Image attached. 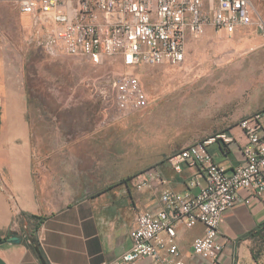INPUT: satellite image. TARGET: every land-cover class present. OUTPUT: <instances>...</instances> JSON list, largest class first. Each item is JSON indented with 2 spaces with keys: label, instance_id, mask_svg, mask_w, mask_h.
Segmentation results:
<instances>
[{
  "label": "crops",
  "instance_id": "1",
  "mask_svg": "<svg viewBox=\"0 0 264 264\" xmlns=\"http://www.w3.org/2000/svg\"><path fill=\"white\" fill-rule=\"evenodd\" d=\"M22 18L26 29L37 22L28 14ZM39 22L48 31L59 28L51 18ZM258 30L253 24L231 34L216 32L223 35V55L246 57L243 63L223 62V74L231 66L237 76L233 89L223 86V92H235L230 102L236 111L223 114L222 131L234 140L229 145L220 141L208 145L214 160L228 170L240 163L245 143L238 121L245 113L264 110V99L253 106H239L244 99L237 93L246 63L259 72L257 78L254 75L251 96H264V34ZM213 32L208 26L205 35ZM55 129L64 136L59 141H46L33 131L29 100L13 72L0 32V239L18 238L0 243V264H112L131 245L130 231L138 211L167 210L161 200L165 190L179 195L198 191L190 185L195 167L183 164L177 173L167 162L174 151L142 168H154L162 182L152 179V187L136 189L132 179L121 182L135 172L117 170L115 152L109 158L110 143L101 141L103 127H74V132L68 126ZM196 180L205 183L203 177ZM238 194L244 196L242 190ZM218 230L223 264H264V204L257 200L235 203L222 213ZM175 231L179 258L185 264L200 262L192 253V241L204 234V225L197 222L187 227L177 222ZM159 237L166 238V233L161 231ZM128 264L159 261L141 257Z\"/></svg>",
  "mask_w": 264,
  "mask_h": 264
},
{
  "label": "built area",
  "instance_id": "2",
  "mask_svg": "<svg viewBox=\"0 0 264 264\" xmlns=\"http://www.w3.org/2000/svg\"><path fill=\"white\" fill-rule=\"evenodd\" d=\"M20 10L51 18L60 25L56 36L65 52L94 65L111 56H120L128 66L180 65L188 43L205 35L208 26L228 34L253 24L264 29L252 0H21ZM113 88L112 103L121 114L146 106V94L131 73L119 75ZM238 126L245 143L240 163L231 170L216 162L208 150L214 141L229 145L234 140L223 132L166 157L177 173L183 164L196 168L190 185L198 191L179 195L165 190L161 200L167 210L138 211L130 231L131 245L112 264H128L141 257L159 264H185L175 242L177 222L187 227L197 222L204 225V234L192 241V253L201 259L195 264H223L218 230L222 213L239 201L264 204V110L242 117ZM198 177L205 183L200 184ZM131 179L136 189L152 187V179L162 182L154 168ZM161 231L166 238L159 237Z\"/></svg>",
  "mask_w": 264,
  "mask_h": 264
},
{
  "label": "rangeland",
  "instance_id": "3",
  "mask_svg": "<svg viewBox=\"0 0 264 264\" xmlns=\"http://www.w3.org/2000/svg\"><path fill=\"white\" fill-rule=\"evenodd\" d=\"M20 1L0 0V32L13 72L29 100L33 131L44 140L64 137L57 126L73 127L72 132L77 131L74 127H103L101 141L110 143L109 158L115 152L117 170L135 172L131 179L167 153L222 132L223 114L236 111L230 102L235 92L225 93L223 86L233 89L237 76L231 66L223 74V62L243 63L246 57L223 55V35L213 28V33L188 43L180 65L128 66L120 56L94 65L84 57L68 55L56 36L57 28L48 31L39 22L43 19L39 12L31 15L37 19L32 29H26ZM252 2L264 22V0ZM258 29L264 34V29ZM125 73L137 79L147 104L121 114L112 103L113 83ZM258 74L244 63L237 91L244 100H239V106L262 103L264 96H251Z\"/></svg>",
  "mask_w": 264,
  "mask_h": 264
},
{
  "label": "trees",
  "instance_id": "4",
  "mask_svg": "<svg viewBox=\"0 0 264 264\" xmlns=\"http://www.w3.org/2000/svg\"><path fill=\"white\" fill-rule=\"evenodd\" d=\"M130 179V177L126 178V179H123L121 182H126ZM8 237H4L3 239H0V243L4 242L7 240Z\"/></svg>",
  "mask_w": 264,
  "mask_h": 264
},
{
  "label": "water",
  "instance_id": "5",
  "mask_svg": "<svg viewBox=\"0 0 264 264\" xmlns=\"http://www.w3.org/2000/svg\"><path fill=\"white\" fill-rule=\"evenodd\" d=\"M9 241H18V238L16 236H11L8 238Z\"/></svg>",
  "mask_w": 264,
  "mask_h": 264
}]
</instances>
